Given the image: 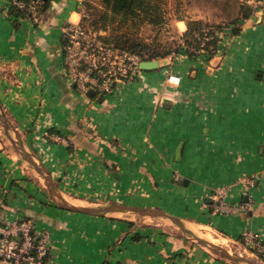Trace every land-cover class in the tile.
<instances>
[{
  "label": "crops",
  "instance_id": "1",
  "mask_svg": "<svg viewBox=\"0 0 264 264\" xmlns=\"http://www.w3.org/2000/svg\"><path fill=\"white\" fill-rule=\"evenodd\" d=\"M81 2L47 0L34 21L0 0V108L62 195L75 204L130 199L234 240L250 228L264 244V0L216 67L176 56L93 96L64 73L63 27L80 18ZM27 161L0 125V224L29 217L36 234L49 229L53 264H235L174 231L62 209ZM246 175L257 179L248 190L238 183ZM221 185L240 210L216 208Z\"/></svg>",
  "mask_w": 264,
  "mask_h": 264
},
{
  "label": "built area",
  "instance_id": "2",
  "mask_svg": "<svg viewBox=\"0 0 264 264\" xmlns=\"http://www.w3.org/2000/svg\"><path fill=\"white\" fill-rule=\"evenodd\" d=\"M10 6L25 11L35 21L40 19V9L45 0H8ZM79 6L80 18L69 19L63 27L67 37L63 48V65L66 76L75 83L81 95H88L90 89L94 94L107 95L117 92L125 84L142 76L141 61L144 60L135 52L104 41L100 31L94 29L86 20L88 10L83 3ZM169 82L179 83L180 76L170 73ZM46 136L54 140L67 138L59 133ZM244 190L254 187L257 179L246 175L238 182ZM230 187L218 186L213 198L217 209L238 211L242 204L229 203ZM244 243L258 249L264 257V244L260 232L246 228L241 232ZM52 250V233L45 229L35 232L34 219L23 217L0 224V259L8 264H53L50 256Z\"/></svg>",
  "mask_w": 264,
  "mask_h": 264
},
{
  "label": "rangeland",
  "instance_id": "3",
  "mask_svg": "<svg viewBox=\"0 0 264 264\" xmlns=\"http://www.w3.org/2000/svg\"><path fill=\"white\" fill-rule=\"evenodd\" d=\"M165 2H166V12H165L166 21L162 25H154L151 23H146L141 28V31H140V35H142V37L147 38L148 41L150 42L155 41L157 50L164 51L170 48L173 49L177 47L178 44H182V45L185 44L186 37L184 36L185 30H183L184 24L182 22H179L178 19H184L185 21L188 19H193V18L205 19L206 21L211 23L212 26H215L217 29H219L218 35L220 37V41L218 43L217 51H215L214 53H210L209 52L210 50L205 51L206 49L200 46L199 48L191 47L190 49V51H194L198 54L197 57L189 56L187 52L180 49L177 52L173 51V53L168 56L158 57V59H168L169 62L166 65H169L172 63V60L176 56H179V58L180 57L182 58L183 55H187L190 58H197L198 60L199 59L202 60V63L205 65L206 68L208 66L216 67V65L219 64V61H221L220 58H222L223 56L222 54L228 51V47L231 46L232 44L231 37H233L234 34H238L232 31V27L235 24L231 23L232 19L238 13V9H239L238 0H165ZM243 20L244 19H241L240 21L241 26H242ZM1 111L2 110H0V112ZM1 127L3 128L2 125ZM11 133L12 135L15 136L14 131H11ZM27 163L30 167H32V172L37 177H39L44 183V185L47 187L46 181L42 177V175L33 167V165L29 161H27ZM126 201L130 202V204L134 203V201L130 199H126ZM96 202L98 203L91 202L89 200L79 201V204L89 205V206H102V205H106L109 203H115V202L104 203L102 201L101 202L96 201ZM119 203H122V202H119ZM139 206H146V205L141 204ZM107 214L116 215L118 217H123L127 219H132L135 221H139L142 224H150V225L158 227L159 229L163 228L167 231L168 230L174 231V232H177L178 234L186 236L188 239L193 241L194 244L202 245L196 239H194L191 234L185 233L171 219L164 217V216L144 215V214L135 213L132 211H112V212H108ZM191 226L199 235H201L200 234L201 231H198L195 229L196 224H193ZM200 227H206V229L209 228L206 231H208V233L210 234L212 233V231H215L209 226L207 227L206 225H203V224H200ZM216 232L220 235H223L222 233L218 231ZM226 238H227L229 247L232 248L231 251L244 254L246 256L251 257L258 263L264 264V257L258 249H253L254 247L252 248L251 246L246 245L242 239L234 240L232 238H228V237ZM202 247L206 248L208 251H210L214 255H217V257L221 259L234 262L235 264H247L245 262H236L227 257H224L221 254L215 251H212L205 245H202Z\"/></svg>",
  "mask_w": 264,
  "mask_h": 264
},
{
  "label": "trees",
  "instance_id": "4",
  "mask_svg": "<svg viewBox=\"0 0 264 264\" xmlns=\"http://www.w3.org/2000/svg\"><path fill=\"white\" fill-rule=\"evenodd\" d=\"M29 1V0H27ZM88 10V23L98 31H105L101 37L109 44L129 49L141 56L142 59H155L165 57L178 50H184L189 56L197 57L198 54L190 51L191 47L199 48L210 53L217 51L220 37L219 29L201 18L186 20L187 28L184 31L185 44H178L175 48L164 51L157 50L155 41H148L140 35L141 28L146 23L162 25L166 21L165 0H83ZM260 0H238L239 9L231 23L234 33L242 29L241 19H247L257 10L255 2ZM47 3L44 1L41 10ZM13 11H18L16 6H10ZM20 11V10H19ZM159 46V45H158ZM172 47V46H170ZM175 49V50H174ZM139 237L138 234L134 235ZM254 249V248H253ZM259 254V252H258Z\"/></svg>",
  "mask_w": 264,
  "mask_h": 264
},
{
  "label": "water",
  "instance_id": "5",
  "mask_svg": "<svg viewBox=\"0 0 264 264\" xmlns=\"http://www.w3.org/2000/svg\"><path fill=\"white\" fill-rule=\"evenodd\" d=\"M100 34H105V31H100ZM67 39V37H66ZM169 62L168 59H144L141 61V67L144 69L155 68L161 65H166ZM89 96L94 95V90L90 89L88 91ZM1 110V108H0ZM0 123L3 126L6 135L11 139V141L16 145L18 150L22 153V155L33 165V167L42 175L45 179L49 194L54 201V203L62 209H68L72 211H80L94 215H104L108 212L112 211H132L135 213H140L144 215L151 216H164L171 219L177 226L182 229L185 233H189L192 235L194 239H196L200 244L207 246L212 251H215L221 254L224 257H227L236 262H245L247 264H260L249 256H246L241 253L233 252L229 248L215 243L193 231L187 223L178 215L170 213L163 208L153 207V206H139L129 203H109L102 206H89V205H80L75 203H70L66 200V198L62 195L61 191L56 184L52 173L45 166V164L40 161L36 155L30 151L24 144L20 134L18 133L15 126L12 124L10 119L7 117L6 113L3 111L0 112ZM11 131L15 132V136L12 135ZM182 143H180L177 147V153L181 150Z\"/></svg>",
  "mask_w": 264,
  "mask_h": 264
},
{
  "label": "bare ground",
  "instance_id": "6",
  "mask_svg": "<svg viewBox=\"0 0 264 264\" xmlns=\"http://www.w3.org/2000/svg\"><path fill=\"white\" fill-rule=\"evenodd\" d=\"M70 201H72V200H70ZM68 202H69V201H68ZM70 203H72V202H70ZM187 225H188L193 231H195V230L192 228L191 224H189V222H187ZM207 227H208V226H207ZM195 229L198 230V231H201L200 234H201L203 237H205V238H207V239H209V240H211V241H213V242H215V243L221 244V245H223V246L229 248L230 250L232 249V248L229 247V244H228L227 238H226L225 236H223V235L218 234L216 231H212V233L210 234V233H208V231H206V230L209 229V228L206 229V227H200V224H196ZM195 232H196V231H195ZM196 233H197V232H196ZM197 234H198V233H197Z\"/></svg>",
  "mask_w": 264,
  "mask_h": 264
}]
</instances>
